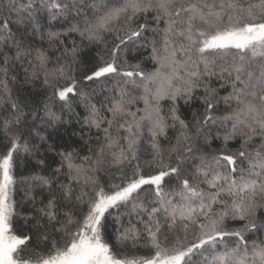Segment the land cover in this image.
<instances>
[{
    "label": "snow or ice",
    "instance_id": "obj_1",
    "mask_svg": "<svg viewBox=\"0 0 264 264\" xmlns=\"http://www.w3.org/2000/svg\"><path fill=\"white\" fill-rule=\"evenodd\" d=\"M0 264H264V0H0Z\"/></svg>",
    "mask_w": 264,
    "mask_h": 264
},
{
    "label": "trees",
    "instance_id": "obj_2",
    "mask_svg": "<svg viewBox=\"0 0 264 264\" xmlns=\"http://www.w3.org/2000/svg\"><path fill=\"white\" fill-rule=\"evenodd\" d=\"M89 55H91V53H89ZM61 134L63 135V130H61ZM68 135H70V130H69Z\"/></svg>",
    "mask_w": 264,
    "mask_h": 264
}]
</instances>
